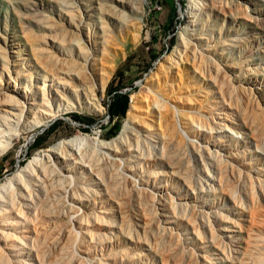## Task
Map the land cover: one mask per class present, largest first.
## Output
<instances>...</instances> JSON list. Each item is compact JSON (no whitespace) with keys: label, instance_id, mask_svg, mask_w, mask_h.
Here are the masks:
<instances>
[{"label":"rangeland","instance_id":"1","mask_svg":"<svg viewBox=\"0 0 264 264\" xmlns=\"http://www.w3.org/2000/svg\"><path fill=\"white\" fill-rule=\"evenodd\" d=\"M0 86L63 107L0 154V181L38 152L56 180L4 264H264V0H0Z\"/></svg>","mask_w":264,"mask_h":264},{"label":"bare ground","instance_id":"2","mask_svg":"<svg viewBox=\"0 0 264 264\" xmlns=\"http://www.w3.org/2000/svg\"><path fill=\"white\" fill-rule=\"evenodd\" d=\"M190 3L192 7L193 2L191 1ZM79 75L81 78L76 80V78L72 75L68 79L67 77L61 76L58 73H53L52 76L54 78L52 80L58 79L63 83L60 84L62 86L67 84L70 86V90H74L78 96L76 85H74L71 81L77 83L88 79V77L82 71L79 73ZM44 77H46V74H43V78ZM40 89L43 92L44 88L40 87ZM42 94L43 96L41 101L36 103L30 101L32 98L29 96L28 92L18 95L13 91H9L8 87L0 86V117L4 118V122H0V154L10 147L12 137L18 135L19 131L30 126L43 123L48 118L57 115L63 110V107H53L51 101L48 99L49 97L47 98V96L45 97L44 93ZM59 95L62 96L63 94L59 91ZM34 105L36 108L33 107ZM24 114H29L32 116V124H20L21 118L24 116ZM86 139L87 136L78 133L68 140L60 141L57 145H54V148L57 150L64 149V154H67L66 150L68 151L70 149V151L72 150L70 154L73 155V153L75 154L76 150L80 151V146L83 144V142H85ZM108 144L109 143L104 142L102 145ZM55 153L56 156H58L57 152H54V155ZM41 155L42 152L36 153L33 159L29 160L26 165H23L18 169L17 173L7 176L4 181H0V240L2 241L9 237V232H7L6 229L8 226H11L15 223L13 218L16 216L19 218H24L22 208H27V205H35L36 200L34 199V190L37 189L43 192L37 202H40L41 200L49 201V197L54 193L51 192L47 187L48 183L53 180V176L50 177V167L48 164L42 162ZM51 155L53 154H50V156ZM73 158L75 159L76 157L74 156ZM55 181L56 180L54 179L52 182ZM19 197L22 198L20 201ZM22 201H27V203ZM53 206L50 203L49 207L53 208L51 211L48 210L50 211V215H48L49 219L44 220L46 224L42 229L58 226L60 229V234H62L64 239L67 240L71 233V229L67 224V220H70L72 213H68L67 209L63 211L59 209L60 207L57 208L56 205ZM120 209L122 208L120 207ZM48 211L46 210V212ZM9 217H13L12 220H10ZM51 223L52 225H50ZM32 226V231L35 232L36 224ZM25 237L26 236H22L20 238L23 239ZM0 264H4V261L1 259Z\"/></svg>","mask_w":264,"mask_h":264},{"label":"trees","instance_id":"3","mask_svg":"<svg viewBox=\"0 0 264 264\" xmlns=\"http://www.w3.org/2000/svg\"><path fill=\"white\" fill-rule=\"evenodd\" d=\"M43 141H44V137L41 136V134L37 135V136L34 137L30 147H33V148L40 147L44 143Z\"/></svg>","mask_w":264,"mask_h":264}]
</instances>
